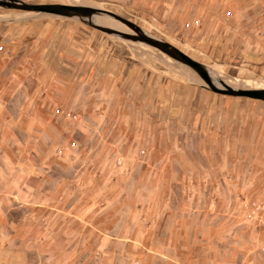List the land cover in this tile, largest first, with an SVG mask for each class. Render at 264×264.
<instances>
[{
  "label": "rangeland",
  "instance_id": "1",
  "mask_svg": "<svg viewBox=\"0 0 264 264\" xmlns=\"http://www.w3.org/2000/svg\"><path fill=\"white\" fill-rule=\"evenodd\" d=\"M20 1L111 11L212 78L264 88V0ZM192 20L201 27L184 28ZM0 46V102L42 109L53 137L43 196L16 197L0 229L1 245L12 238L2 264H264V216L246 219L264 207V101L213 93L158 51L77 19L0 7Z\"/></svg>",
  "mask_w": 264,
  "mask_h": 264
},
{
  "label": "crops",
  "instance_id": "2",
  "mask_svg": "<svg viewBox=\"0 0 264 264\" xmlns=\"http://www.w3.org/2000/svg\"><path fill=\"white\" fill-rule=\"evenodd\" d=\"M169 3L173 2L170 1ZM192 22L191 26L188 27L192 31L201 27L193 26ZM185 25L184 28H186ZM41 26L44 29L40 34L38 25L32 30L34 36L40 37L36 43H40L45 30H47L46 25ZM31 52L33 51L27 50V53ZM257 53L258 51L252 48L241 51V54L246 58ZM36 61L35 58L31 59L30 64H36ZM2 79L5 80L6 77H2ZM43 117L44 113L40 108L11 107L7 106L4 100L0 102V229L12 228L10 227L12 219L10 212L12 209L19 208L16 206V197L26 195L42 197L44 194L47 178L44 175L46 171H44L43 165L48 161L47 157L43 156L42 146L45 137V140H48L50 147H52L53 137L52 130L49 134L48 130L43 129ZM24 209H26V211L24 210L26 215L28 209L25 207ZM4 237L5 241H2V245L0 243V257L7 259L11 257L10 249H8L10 247L7 244L12 238L4 236L2 233V239ZM7 237L8 239H6ZM167 255L166 258L174 260L171 254L168 253ZM0 264H2L1 260Z\"/></svg>",
  "mask_w": 264,
  "mask_h": 264
},
{
  "label": "water",
  "instance_id": "3",
  "mask_svg": "<svg viewBox=\"0 0 264 264\" xmlns=\"http://www.w3.org/2000/svg\"><path fill=\"white\" fill-rule=\"evenodd\" d=\"M0 7L65 19H77L81 23L107 35L123 41L139 43L158 51L168 59L190 70L192 74L203 82L204 85L201 86L213 93L223 96L242 97L264 101V89H234L231 86H228L225 82L212 78L210 70L204 64L192 59L174 45L147 34L135 23L122 18L111 11L86 5L59 3L28 4L20 0H0ZM100 17L124 25L129 28L131 32H124L113 26L100 25L96 22V19ZM94 20L96 21L94 22Z\"/></svg>",
  "mask_w": 264,
  "mask_h": 264
},
{
  "label": "built area",
  "instance_id": "4",
  "mask_svg": "<svg viewBox=\"0 0 264 264\" xmlns=\"http://www.w3.org/2000/svg\"><path fill=\"white\" fill-rule=\"evenodd\" d=\"M192 25L193 26H196V27H199V23H198V21H193L192 22ZM190 25L189 24H186L185 25V27L186 28H188ZM6 53V49H4V47L3 46H0V53ZM54 112H55V114H60V115H62V114H64V116L67 118V119H73L74 118V116L70 113V112H67V113H63L62 111H61V109H59V108H56L55 110H54ZM75 144L73 143V146H74ZM264 216V207L263 206H261L260 204H256V205H252V206H250V209H249V211L247 212V214H246V219L247 220H254V219H258V218H260V217H263Z\"/></svg>",
  "mask_w": 264,
  "mask_h": 264
},
{
  "label": "bare ground",
  "instance_id": "5",
  "mask_svg": "<svg viewBox=\"0 0 264 264\" xmlns=\"http://www.w3.org/2000/svg\"><path fill=\"white\" fill-rule=\"evenodd\" d=\"M76 1H77V0H76ZM100 21H101V19L99 20V22H100ZM100 23H101V22H100ZM121 30L124 31V32H129V31H127V30H123V29H121ZM224 77H225V76H224ZM226 82H227V83H226ZM226 82H225V83L228 85V84L231 83V82H234V83L236 82V83H237V82H239V80H236V81L234 80V81H232V80H229V79H228ZM234 83H233V84H234ZM236 83H235V84H236ZM246 84H250V83H249V82H248V83L246 82L244 85H246ZM228 86H229V85H228ZM231 87H232V86H231ZM232 88H234V87H232ZM234 89H237V88H234ZM252 89H264V88H263V87H256V86H255V87L252 88Z\"/></svg>",
  "mask_w": 264,
  "mask_h": 264
}]
</instances>
